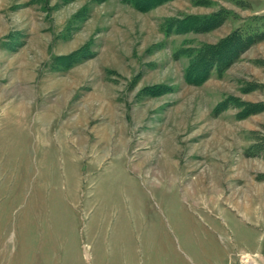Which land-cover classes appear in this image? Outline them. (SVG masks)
Listing matches in <instances>:
<instances>
[{"label":"rangeland","instance_id":"obj_1","mask_svg":"<svg viewBox=\"0 0 264 264\" xmlns=\"http://www.w3.org/2000/svg\"><path fill=\"white\" fill-rule=\"evenodd\" d=\"M222 44L245 46L188 79ZM200 175L215 204L184 193ZM244 251L264 256V0H0V264Z\"/></svg>","mask_w":264,"mask_h":264},{"label":"trees","instance_id":"obj_2","mask_svg":"<svg viewBox=\"0 0 264 264\" xmlns=\"http://www.w3.org/2000/svg\"><path fill=\"white\" fill-rule=\"evenodd\" d=\"M164 1H166V0H143L146 7H152L154 4H160L161 2H164ZM139 7H141V6H139ZM207 21L214 24L218 21V19H217V16H215L214 18L211 17L210 20H207ZM210 23H208V24L212 25ZM247 39L248 40H254V39H256V37L250 35ZM223 44L220 47L213 48L212 50H209V48H207V47H206V49L203 48V49L198 50L196 52V54L194 55V61L192 63V66H190V68H189L187 78L191 79L195 83L203 81L204 78H207V76H208V74L212 68H217V63L219 61L213 55H215V56L219 55V51H221V49H225V48L227 49L228 48V50H235L238 47H244L245 46L244 44H238V45H233V44L227 45V44H225V46ZM230 47H232L234 49H229Z\"/></svg>","mask_w":264,"mask_h":264},{"label":"bare ground","instance_id":"obj_3","mask_svg":"<svg viewBox=\"0 0 264 264\" xmlns=\"http://www.w3.org/2000/svg\"><path fill=\"white\" fill-rule=\"evenodd\" d=\"M182 22V21H181ZM204 58V57H203ZM19 111H22V109H19ZM124 144V147H125V149H128L129 148V144L128 143H123ZM167 152V158H169L170 156H172V155H174L175 154V152H174V150L173 149H170L169 151H166ZM134 164H133V166L135 167L136 166V172L137 171H139V170H141L142 169V167L144 168V162H139L138 160L137 161H135V162H133ZM159 163H160V167H161V169H162V174H164L163 175V177L165 176V174H166V177H168V178H170V176L172 175V174H174L175 175V177H177V170H173L174 169V165H172L170 162H169V160H167L166 162H164V161H162V160H160L159 161ZM168 170H169V172H168ZM170 170L172 171V173H170ZM143 172V171H142ZM167 172V173H166ZM237 177L238 178H240V179H243L244 177H245V173H239L238 175H237ZM227 179H229V176H227L226 177ZM188 182H189V179H188ZM216 182H217V180H216ZM190 184V183H189ZM192 184V189L189 191V189H186L185 191H184V193L186 194V196L187 197H189V198H191L192 199V201H196L197 202V204H200V201H201V198H202V195H204L205 194V197H206V195H207V197H208V203H209V205L210 204H215V199H214V197L212 196L213 195V193H214V191L213 190H211L209 187H207L206 185V179H205V176L204 175H200L199 177H198V179H197V181H195V182H192L191 183ZM256 185V184H255ZM252 186V185H251ZM258 187V186H257ZM256 187V188H257ZM254 189V188H253ZM255 190V189H254ZM258 190V189H257ZM216 192V191H215ZM256 192V191H255ZM245 193V192H244ZM258 193V192H257ZM217 195V194H216ZM215 196V195H214ZM219 200V199H218ZM240 204V203H239Z\"/></svg>","mask_w":264,"mask_h":264},{"label":"built area","instance_id":"obj_4","mask_svg":"<svg viewBox=\"0 0 264 264\" xmlns=\"http://www.w3.org/2000/svg\"><path fill=\"white\" fill-rule=\"evenodd\" d=\"M240 264H264V256L259 252H241L238 256Z\"/></svg>","mask_w":264,"mask_h":264}]
</instances>
